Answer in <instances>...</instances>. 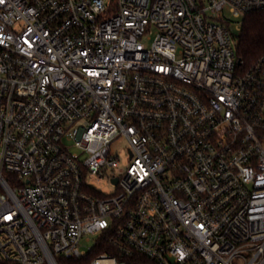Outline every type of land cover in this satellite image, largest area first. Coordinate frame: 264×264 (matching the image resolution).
Wrapping results in <instances>:
<instances>
[{"label":"built area","instance_id":"2783aa9c","mask_svg":"<svg viewBox=\"0 0 264 264\" xmlns=\"http://www.w3.org/2000/svg\"><path fill=\"white\" fill-rule=\"evenodd\" d=\"M261 10L0 0V261L264 264V56L235 38Z\"/></svg>","mask_w":264,"mask_h":264},{"label":"trees","instance_id":"16d2710c","mask_svg":"<svg viewBox=\"0 0 264 264\" xmlns=\"http://www.w3.org/2000/svg\"><path fill=\"white\" fill-rule=\"evenodd\" d=\"M235 38L237 41V53L239 58L243 61L244 66L250 65L264 56V10L246 14L243 18L242 29ZM104 250L107 249L99 248L91 253L87 259L92 258L96 253ZM59 261L61 263L60 258ZM0 264L19 263L13 261H0Z\"/></svg>","mask_w":264,"mask_h":264},{"label":"rangeland","instance_id":"374dc122","mask_svg":"<svg viewBox=\"0 0 264 264\" xmlns=\"http://www.w3.org/2000/svg\"><path fill=\"white\" fill-rule=\"evenodd\" d=\"M152 37L155 36L154 31L151 33ZM146 45L149 46L151 44V41L146 40L145 41ZM72 151L77 152V148L72 147ZM112 151L114 154L120 155V157L122 159L126 158V153H127V142L124 139H118L117 141L114 142L113 146H112ZM80 153V151H78ZM110 173V172H109ZM94 183L95 185L103 190L104 192H112L116 189L115 186H113L112 184H110L108 182V176L105 174L104 176L101 177L100 180H96L94 178ZM90 239L86 240L83 239V241L81 242V249L89 251V248L93 247L96 240L99 237V233H95L92 235H89Z\"/></svg>","mask_w":264,"mask_h":264},{"label":"water","instance_id":"95a60500","mask_svg":"<svg viewBox=\"0 0 264 264\" xmlns=\"http://www.w3.org/2000/svg\"><path fill=\"white\" fill-rule=\"evenodd\" d=\"M238 63H239V64L241 63V58L239 59Z\"/></svg>","mask_w":264,"mask_h":264}]
</instances>
